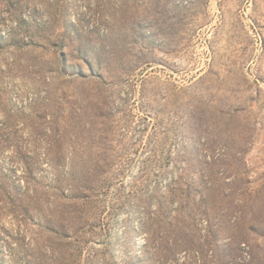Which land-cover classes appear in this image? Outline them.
Wrapping results in <instances>:
<instances>
[{
	"label": "rangeland",
	"instance_id": "374dc122",
	"mask_svg": "<svg viewBox=\"0 0 264 264\" xmlns=\"http://www.w3.org/2000/svg\"><path fill=\"white\" fill-rule=\"evenodd\" d=\"M0 264H264V0H0Z\"/></svg>",
	"mask_w": 264,
	"mask_h": 264
}]
</instances>
